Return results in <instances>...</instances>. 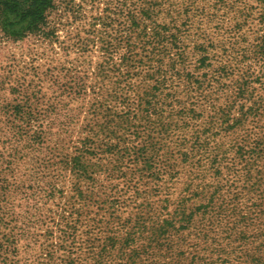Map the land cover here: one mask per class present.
I'll list each match as a JSON object with an SVG mask.
<instances>
[{"label":"trees","instance_id":"16d2710c","mask_svg":"<svg viewBox=\"0 0 264 264\" xmlns=\"http://www.w3.org/2000/svg\"><path fill=\"white\" fill-rule=\"evenodd\" d=\"M241 1L150 0L142 15L143 20L152 23V33L148 32L149 26L146 29L133 18L129 31L132 35L125 38L126 51L120 61L125 71L117 72L119 68H115V63L96 67L99 75L103 73L108 78L106 73L119 74V78L107 80L104 92L101 89L105 87L100 86L97 93L102 95V100L99 102L93 97L81 129L83 136L76 139L74 151L68 153L65 148V169L76 178L72 194L65 202V241L69 243V248L65 245V264H85L79 258L83 253L84 260L91 259L90 264H100L99 259L105 258L104 248L98 250L97 245L94 246L99 238L100 220L94 214H87L83 207L90 204L88 200L93 197L78 189L80 179L88 173L85 160L94 153L92 143L99 127L107 132L106 156L123 163V168L116 173L126 179L130 175L135 181L137 178L139 184L123 185L121 189H142L135 191L137 200L143 201L139 208H152L148 197L161 194L165 186L166 190L168 186L179 189L178 193L163 192V208H171L172 212L154 221L150 219V224L142 214L131 220V230L126 228L130 232L124 237H120V231L109 237L111 244L125 246L118 248L122 258L115 264H223L221 257L232 256L231 244H253L254 240H246L247 234L259 229L264 232V163L261 165L258 158L264 142L257 138L250 151L246 144L237 146L234 151V147L229 148L220 141L215 144L201 141L204 127L188 134L189 121L197 118V111L193 107L184 114L186 108L176 93V89L182 88L186 100H193L195 106V100L208 95L213 81L238 73L236 67L246 59L244 51L223 39L210 38L207 29L228 36L234 42L245 39L250 6ZM255 1L263 3L264 8V0ZM51 8L52 0H0L1 28L6 36L25 40L43 30ZM225 12L235 16H231L235 22L228 28L224 25ZM153 16L157 20L154 21ZM263 40L256 44L254 51L262 66ZM150 53L158 59L156 69L145 62ZM79 73L66 76L65 114L58 120L68 138L71 136L68 130L74 129L77 121L75 111H79L87 93L85 78ZM174 78L182 80L184 86L177 87ZM92 93L96 92L92 90ZM109 99L123 111L115 121L105 118L112 116L111 108L103 106ZM26 107H29L27 103L14 106V114H7L8 109L3 111L5 129L14 139L32 135L30 145L34 146L37 133H31L28 128L31 121H35L34 112L24 110ZM15 121L23 125L19 127ZM17 163V159H9L4 168L10 170ZM93 204L95 202L91 203L92 207ZM18 234L24 236L23 229ZM211 235H227L229 243L215 242L216 238ZM210 242L217 247L209 249ZM186 245L188 252L184 250ZM156 249L160 253L154 254ZM250 251L240 250L244 260L250 256ZM255 251L257 255L251 257L253 264H264V246ZM236 261L240 260L229 258L224 263ZM21 264L31 263L24 260Z\"/></svg>","mask_w":264,"mask_h":264},{"label":"rangeland","instance_id":"374dc122","mask_svg":"<svg viewBox=\"0 0 264 264\" xmlns=\"http://www.w3.org/2000/svg\"><path fill=\"white\" fill-rule=\"evenodd\" d=\"M149 1L52 0L43 30L25 40L6 36L0 25V264H21L24 260L31 264H65V245L69 248V243L65 241V202L72 194L76 181L75 176L65 169V148L71 153L75 150L76 139L79 135L83 136L81 129L85 118H88L86 112L93 97L96 96L99 102L102 100V95L97 93L100 86L105 87L101 89L104 92L107 90L106 82H111L113 77L119 78V74L106 73L108 78L103 73L99 75L96 67L115 63V68H119L117 72L121 74L125 71L120 61L126 51L125 38L132 35L129 31L133 18L146 29L149 26L148 32L152 33V23L143 20L145 17L142 15ZM241 2L250 6V18L247 19L246 37L240 43L207 29L210 38L223 39L244 51L246 59L236 67L235 72L238 73L213 81L208 95L195 100V106L193 100H186L182 88L176 89V93L186 108L184 114L193 107L197 111V118L189 121L188 134L204 127L201 141L214 144L220 141L229 148L234 147V151L237 146L246 144L250 151L255 139L264 142V66L254 55L256 44L264 38V8L263 3L255 0ZM231 16H234L233 13L225 12L226 28L235 22V16ZM152 19L157 20L156 16ZM146 58V64L156 69L158 62L155 63V60L158 59L152 53ZM75 72H80L79 75L85 78L87 93L83 96L81 108L75 111L77 121L74 129L68 130L67 133H71L68 138L65 127L61 128L58 120L65 114L66 76ZM176 79V86L183 87L182 80ZM25 103L29 107L23 109L34 112L35 121L28 126L31 133H37L34 134L37 139L34 146L30 145L32 135L14 139L5 129L3 111L8 109L7 114H10L14 106ZM103 106L111 108L112 116L101 114L107 116L106 120L111 118L115 121L123 113L113 100L109 99ZM177 115L180 116L179 113ZM15 124L19 127L23 125L20 121H15ZM98 129L92 143L94 153L85 160L88 173L80 179L78 189L93 197L88 200L90 204L83 207L87 214H94L100 220L97 228L99 238L94 246L97 245L98 250L104 248L105 258L99 259V262L115 264L122 258L118 248L125 246L116 242L111 244L109 237H113L115 231H120V237H124L126 232H130L126 228L131 230V220L137 216L144 215L143 219L150 224V219L154 221L172 212L171 208H163V192L178 193L179 189L168 186L169 190H166L163 185L161 194L148 197L152 200V208H139L143 201L137 200L135 191L141 192L142 189H121L123 185L139 184L137 178L135 181L129 174L126 179L116 173L117 169L123 168V163L106 156L104 144L108 139L107 132L102 127ZM262 149L257 155L261 165L264 163V147ZM9 159L18 160L14 169L4 168ZM238 170L240 173L241 168ZM143 178L149 180L147 175ZM93 202L94 207L91 205ZM227 226L232 228L231 224ZM20 229H23L24 236L18 234ZM260 232L261 229L247 234L246 240H254L253 244H231L232 256L221 257L223 264L229 258L240 260L233 264H253L251 257L257 255L255 248L259 251L260 246H264V232ZM145 236L148 235L145 233ZM211 236L216 238L215 242L229 243L227 235ZM210 243L209 249L217 247ZM244 248L251 250L245 260L240 253ZM184 250L188 252L189 247L186 245ZM153 253L160 251L156 249ZM84 256V253L79 255L81 261L90 264L91 259L87 257L84 260Z\"/></svg>","mask_w":264,"mask_h":264}]
</instances>
